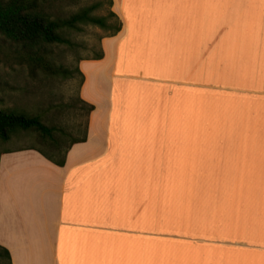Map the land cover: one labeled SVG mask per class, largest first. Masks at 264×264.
Masks as SVG:
<instances>
[{"label":"crops","instance_id":"0c3cea01","mask_svg":"<svg viewBox=\"0 0 264 264\" xmlns=\"http://www.w3.org/2000/svg\"><path fill=\"white\" fill-rule=\"evenodd\" d=\"M112 10L119 31L78 65L94 106L86 140L63 166L34 149L0 152V246L11 264H264V0H112ZM128 85L140 113L124 120ZM183 96L196 98L197 124L206 104L215 133H147ZM188 185L187 221L162 229L173 189ZM202 237L212 243L192 241Z\"/></svg>","mask_w":264,"mask_h":264},{"label":"rangeland","instance_id":"374dc122","mask_svg":"<svg viewBox=\"0 0 264 264\" xmlns=\"http://www.w3.org/2000/svg\"><path fill=\"white\" fill-rule=\"evenodd\" d=\"M97 4L92 14L106 16L108 28H102L92 24H81L77 29L66 32L74 45L71 47L51 46V58L56 63L63 64L74 70L79 65V58H91L102 52V39L110 35L118 25V17L109 5V0H56L53 4L55 14L61 18L68 17L84 6ZM115 16L109 17V12ZM120 26V21H119ZM18 46L11 42L0 39V105H5L17 110L28 113L40 111L42 120L47 125H55L67 133L62 145L66 146L70 140L80 138L84 134L86 121L89 115L83 110H79L80 102V76L73 71L70 78H61L47 75L37 69H32L25 61L20 58ZM147 58V57H146ZM119 65V63H118ZM165 64L157 63L159 72L164 73ZM119 67V66H118ZM133 71L132 69L125 68ZM147 70V69H146ZM155 70V68H154ZM148 73H155L146 71ZM128 92V93H127ZM134 92V94H133ZM125 116L124 120L134 117L139 104L137 103V91L132 85H128L125 90ZM148 96L144 98L143 104ZM196 98L187 96L182 99H172L170 104L161 106L150 118V125L143 127L147 133L158 135H199L200 133H215L216 128L210 126L215 123L212 121L213 114L208 112L206 104L201 101L203 106V117L197 124V119L191 117L189 108L195 105ZM194 101V104L192 103ZM159 107V106H158ZM116 117V116H114ZM143 128H141L143 130ZM125 133L137 132L134 127H123ZM36 135L30 133H18L13 135L10 140H0V152L7 149L25 148L38 146ZM175 186V185H174ZM183 186L180 190L173 189L172 197V221L164 222L162 229L181 230V227L188 219L189 202L195 197L194 185ZM160 216V215H159ZM164 217L162 216L163 220ZM184 230H187L184 228ZM194 243H212V238H193ZM201 256L188 255L189 261H200ZM203 260L211 261V255H203ZM0 264H7L0 261Z\"/></svg>","mask_w":264,"mask_h":264},{"label":"trees","instance_id":"16d2710c","mask_svg":"<svg viewBox=\"0 0 264 264\" xmlns=\"http://www.w3.org/2000/svg\"><path fill=\"white\" fill-rule=\"evenodd\" d=\"M55 1L0 0V39L18 46L20 58L32 69L61 78H70L75 71L79 74L81 83L83 74L78 65L72 70L63 64L56 63L51 58V51L48 47L62 45L71 47L74 43L66 37L68 30L77 29L81 24L97 25L105 29L109 27L107 17L92 14L97 4H91L80 8L68 17L61 18L55 14L53 8ZM109 5H111V0H109ZM108 15L109 17L115 16L111 11ZM119 29L118 21V25L110 35H114ZM101 57L102 52L91 58ZM82 59L86 58H79L78 61ZM79 99L82 103L79 110H83L88 115L94 106ZM30 132L36 135L39 145L25 148L34 149L56 165L63 166L69 148L76 142L86 140L87 121L83 136L74 138L68 145L63 146L62 143L68 136L67 133L55 125H47L42 120L40 111L28 113L0 105V140L8 141L15 134ZM0 261L11 264L10 254L2 246H0Z\"/></svg>","mask_w":264,"mask_h":264}]
</instances>
